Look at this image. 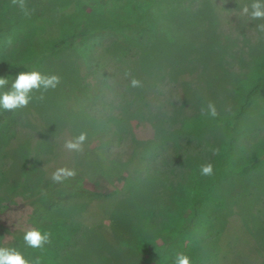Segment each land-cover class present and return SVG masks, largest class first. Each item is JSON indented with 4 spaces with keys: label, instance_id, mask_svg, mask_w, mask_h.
<instances>
[{
    "label": "rangeland",
    "instance_id": "obj_1",
    "mask_svg": "<svg viewBox=\"0 0 264 264\" xmlns=\"http://www.w3.org/2000/svg\"><path fill=\"white\" fill-rule=\"evenodd\" d=\"M25 2L28 15L0 0V93L20 72L60 83L0 107V246L30 264H155L152 250L161 264H264V20L241 15L252 0ZM86 26L105 33L51 51ZM253 88L233 135L201 112L211 102L231 122ZM81 132L84 151L66 150ZM65 166L76 176L53 182ZM32 227L50 242L27 246Z\"/></svg>",
    "mask_w": 264,
    "mask_h": 264
},
{
    "label": "clouds",
    "instance_id": "obj_2",
    "mask_svg": "<svg viewBox=\"0 0 264 264\" xmlns=\"http://www.w3.org/2000/svg\"><path fill=\"white\" fill-rule=\"evenodd\" d=\"M12 2L18 5L25 15L29 14L25 0H12ZM241 15L248 16L252 20H264V0H252L250 5H243L241 7ZM256 28L258 31L264 32V23L256 25ZM7 43L11 44V39ZM59 83L60 77L56 74L48 75L35 70L20 72L14 82H12L11 88L8 91L0 93V107L5 110L25 108L32 100L31 94L33 91H41L42 89L46 92L49 89H55ZM6 84H8V80L0 78V88ZM131 86H140V81L133 78ZM43 98V94H41L39 99ZM201 112L212 117L218 115L215 105L211 102L207 105V111L202 108ZM86 140L87 133L81 132L75 137L66 139L64 141V148L69 152L82 153ZM200 171L201 175L210 176L213 174V165L211 163L201 165ZM76 174L74 168L59 167L52 173L51 179L55 183H63L67 179L74 178ZM50 235V233H42L40 229L32 227L25 231L23 239L27 246L41 248L44 244L50 242ZM0 264H30V262L24 258L19 250L0 246ZM36 264H39L38 259ZM174 264H191V260L186 254L178 253Z\"/></svg>",
    "mask_w": 264,
    "mask_h": 264
},
{
    "label": "trees",
    "instance_id": "obj_3",
    "mask_svg": "<svg viewBox=\"0 0 264 264\" xmlns=\"http://www.w3.org/2000/svg\"><path fill=\"white\" fill-rule=\"evenodd\" d=\"M99 29H100V27L95 28V27L86 26L80 32H78V33H76V34H74L68 38H65V39H62V40L56 42L55 45L53 46V48L51 49V51H57L59 49H62L65 46L75 42L76 40H80V39L85 40V39H88L89 37H91L92 35H100V34L105 33L103 30L101 31ZM256 88H253L251 91H249V93L245 97L244 103L240 106L239 110L237 111V113L235 114V116L231 122H225L224 120H222V118L216 116V123L218 125H223V126L228 127L231 134L232 135L235 134L236 129H237V123H238L240 117L243 115L246 108L249 106L251 96L253 95ZM6 209L10 210L11 208L6 206L5 210ZM151 255H153L155 257V264H161L162 263L163 255L160 252H158L157 250H152Z\"/></svg>",
    "mask_w": 264,
    "mask_h": 264
}]
</instances>
